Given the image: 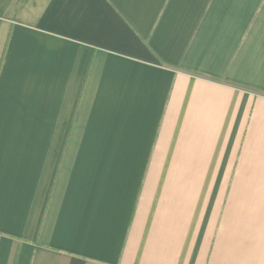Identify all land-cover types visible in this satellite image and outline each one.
<instances>
[{"label": "crops", "instance_id": "crops-1", "mask_svg": "<svg viewBox=\"0 0 264 264\" xmlns=\"http://www.w3.org/2000/svg\"><path fill=\"white\" fill-rule=\"evenodd\" d=\"M0 264H264V0H0Z\"/></svg>", "mask_w": 264, "mask_h": 264}]
</instances>
